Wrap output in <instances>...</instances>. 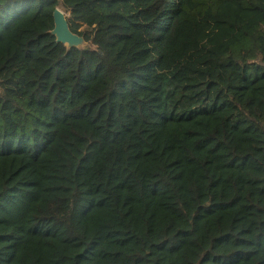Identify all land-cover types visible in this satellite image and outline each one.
<instances>
[{
	"label": "trees",
	"instance_id": "obj_1",
	"mask_svg": "<svg viewBox=\"0 0 264 264\" xmlns=\"http://www.w3.org/2000/svg\"><path fill=\"white\" fill-rule=\"evenodd\" d=\"M0 264H264V0H0Z\"/></svg>",
	"mask_w": 264,
	"mask_h": 264
},
{
	"label": "water",
	"instance_id": "obj_2",
	"mask_svg": "<svg viewBox=\"0 0 264 264\" xmlns=\"http://www.w3.org/2000/svg\"><path fill=\"white\" fill-rule=\"evenodd\" d=\"M68 15L61 7H57L54 11L55 27L51 31L56 36L58 42H62L64 45L71 49L73 47L89 49L92 44L86 41L81 35L74 33L68 22ZM86 44H88L86 46Z\"/></svg>",
	"mask_w": 264,
	"mask_h": 264
},
{
	"label": "rangeland",
	"instance_id": "obj_3",
	"mask_svg": "<svg viewBox=\"0 0 264 264\" xmlns=\"http://www.w3.org/2000/svg\"><path fill=\"white\" fill-rule=\"evenodd\" d=\"M69 16V14H67ZM88 44H86L87 46ZM191 90V89H190ZM179 99V97L176 95L175 92H169L167 94V106H174L177 102V100Z\"/></svg>",
	"mask_w": 264,
	"mask_h": 264
}]
</instances>
